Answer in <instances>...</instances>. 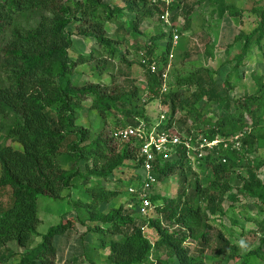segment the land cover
Returning a JSON list of instances; mask_svg holds the SVG:
<instances>
[{
  "label": "trees",
  "instance_id": "1",
  "mask_svg": "<svg viewBox=\"0 0 264 264\" xmlns=\"http://www.w3.org/2000/svg\"><path fill=\"white\" fill-rule=\"evenodd\" d=\"M122 1L123 5L112 0H0V132L22 145V149H18L0 142V187L13 189V204L0 212V264L6 261L9 243L27 248L40 235V198L71 202L76 189L86 194L85 199L73 202L77 216L52 226L41 243L21 254L16 264H56L55 237L75 229L78 222L86 225L90 232L99 233L101 241L93 246L94 249L109 250L104 262L89 258L88 264H175L172 259L179 264H210L202 256L192 254L186 243L192 240L202 243L204 249L210 248L211 222L218 220L224 224L223 218L234 208L238 194L256 200L264 212V180L259 173L264 167V158L259 156V151L264 149V76L252 73L257 89L235 101V112L231 110L228 95L223 97L215 87H207L202 76L197 79L199 86L189 98H182L178 91L164 92L161 72L153 73L150 65L157 60L162 68L167 53L172 50L173 31L167 30L162 16L167 7L174 9L179 2L175 0L170 7L166 0ZM204 1L218 4L216 10L220 16L241 17L244 14V10L226 0H200ZM253 13L258 17V27L249 35L241 33L236 37L243 43L240 53L233 58L237 72L253 41L258 50L264 52V7H254ZM152 19L158 23L154 26V35L144 46L142 63L148 73L147 102L171 109L165 118L166 124L160 123L159 130L171 131L177 111L184 112L186 117L192 116L199 127L203 112L196 105L204 98L225 104L215 120L200 131L201 143L218 141L212 148L205 145L204 150L209 153L200 159L203 169H212L213 180L205 189L197 182L195 193L188 197L186 192L178 198L151 195L159 217L141 222L124 205L113 207L107 213L101 210L102 204L110 203L120 194L119 189H109L102 182L126 171L127 161H135L145 144L144 139L122 142L114 136L118 129L141 125L133 116L137 99L141 97L137 88L129 91L110 75L113 60L121 57L126 61L120 45L129 41L125 35H110L108 27L115 25L118 32L138 38L142 36L141 25ZM72 28L81 36L96 41L90 53L76 60L70 55L74 44ZM163 44H166L167 53L162 51ZM229 48L232 49V45ZM214 50L208 46L207 55L215 57ZM84 65L98 78L97 82L90 79L78 84L74 80L77 69ZM200 70H205L211 82L215 71H206L204 67ZM104 76L110 80L102 78ZM193 80L191 76L178 84L190 86ZM225 85L227 92L234 88L230 79ZM89 99L90 107L103 120L102 126L95 130L77 124L79 113ZM118 112L122 118L118 117ZM141 119L147 123L148 138L154 119L146 113ZM109 120L116 131L107 128ZM188 132L195 135L193 129ZM236 136L241 137L240 148L231 142ZM64 150L72 157L68 167L62 166L59 160ZM177 152L181 158L173 164L162 163L164 155L155 152L152 163L159 180L184 168L186 163L192 168L190 161H185L189 149L182 144ZM143 162L144 158L135 168ZM241 170L245 171L244 175ZM233 175L242 181L235 195H231ZM141 180L136 187L141 185ZM228 200L230 205L226 203ZM247 219L257 224L255 231L260 246L241 256L229 237L237 233L224 224L225 232L219 233L214 253H230V261L236 264L239 261L240 264H257V260L264 264V217L247 216ZM164 220L178 229L171 231ZM88 222L98 227L89 226ZM233 224L242 227L239 235L250 233L238 220L234 219ZM147 225L160 234L155 243L145 234Z\"/></svg>",
  "mask_w": 264,
  "mask_h": 264
},
{
  "label": "rangeland",
  "instance_id": "2",
  "mask_svg": "<svg viewBox=\"0 0 264 264\" xmlns=\"http://www.w3.org/2000/svg\"><path fill=\"white\" fill-rule=\"evenodd\" d=\"M115 4L123 5L122 0H112ZM167 6L174 3L175 0H166ZM229 4L244 10V14L240 17L220 16L217 13L218 4L213 5L211 2L200 0H178L179 5L174 9L168 8L164 14L165 18L162 19L168 25V31H177L180 36L179 43L170 51L166 52V44H163L162 51L167 53L165 64L162 66L163 73L161 71V82L164 92L178 91L182 98H189L193 95V92L198 88L197 79L202 76L206 81L207 87H215L216 91L222 93L223 97L227 96V99L231 103V110L235 112V101L242 98L246 94L254 93L257 86L252 79V73L255 72L258 75L264 76V52L258 50L255 45V41L252 42L250 52L241 64L238 72L235 71L236 61L233 58L238 55L242 49L243 43L236 40V37L245 33L251 34L258 27V17L253 13V9L256 6L264 7V0H226ZM171 7V6H170ZM158 22L156 19L148 20L140 27L142 36L138 38H132V36L118 32L115 25H109L108 30L110 35H125L128 39V44L120 45V50L125 54L126 61L123 62L121 57L113 60L110 64L111 77H115L117 81L123 83L127 90L132 91L137 88L140 92V99H137V107L134 108V118L136 121L141 122L145 128L141 130V134H147V123L141 119V115L146 113L150 115L154 121L151 124L153 127L152 132L156 135L161 132L159 130L160 123L166 124V116L170 114V106H164L162 104H153L147 102L148 99V73L142 66L143 53L145 50V44L149 42V39L154 35V26ZM184 28V30H182ZM186 28V30H185ZM182 30V32H180ZM73 33L74 44L70 51L71 57L76 60L82 54L90 53L91 49L95 46V39L81 36L76 28L71 29ZM232 45V49L229 46ZM214 47L215 57L207 55V47ZM173 58L170 60V56ZM163 67L165 69H163ZM205 68L206 71L211 69L215 71L212 81H209V75L202 72L201 68ZM168 71V72H167ZM160 73V72H155ZM193 77V84L189 86L182 84L179 86L178 82L184 78ZM106 80H110V77L104 76ZM93 79L95 82L98 78L90 74V69L87 65L81 66L77 69L74 80L78 84H84L87 80ZM100 79V78H99ZM231 80L234 88L228 90L225 85L226 80ZM165 88L167 90H165ZM224 103L217 100H209L204 98L198 102L196 107L203 112L201 128L197 127L194 123L193 117L184 116V112L177 111L175 114V121L173 128L169 131L170 136H177L178 141L172 143L165 148L168 151L169 156L162 159V163H175L181 157L177 152L179 145H185L189 152L185 161L189 160L192 168L185 164L184 168H179L174 171L169 177L159 180L156 173L155 176L158 179L156 185L149 192V198L151 195H162L167 197L178 198L186 192V196H192L195 193L197 182L201 187L205 189L209 183L213 180L214 176L212 169L208 167L203 169L202 161L200 159L206 156L209 151L204 150V146L201 143L202 128L206 127L210 121L215 120L217 114L221 113L224 109ZM91 100H87L84 104V109L79 113L77 124L91 129H98L102 126L103 120L98 116L96 110H92L90 107ZM119 118H122L120 112L117 113ZM181 119V120H180ZM177 122V123H176ZM154 125V126H152ZM106 126L110 130L116 131V126L112 124V120L106 123ZM179 129H181L179 132ZM193 129L194 134H189V130ZM201 129V130H200ZM151 132V133H152ZM195 137H197L195 139ZM140 139V137H138ZM138 140V139H136ZM0 142L12 145L15 148L22 149V145L14 140L6 138L4 132H0ZM117 144V143H116ZM118 143L117 145H119ZM235 146V145H234ZM119 147H122V143ZM209 146V148H212ZM236 147V146H235ZM241 147V146H240ZM164 150V149H163ZM141 151V150H140ZM201 153V155H200ZM259 156L264 158V149L259 151ZM143 154L139 152L138 158L127 161L129 167L124 172H118L114 178L103 181L102 183L109 189H119L120 194L113 199L110 203H104L101 205V210L104 213L110 211L113 207L125 206L130 213L140 218V221H146L149 217H159L154 203L152 202V208H148L146 214L141 210L144 203L136 195L130 191L131 188L136 187L141 180V177L146 174V169L142 164L138 168H135V164L140 162ZM59 160L62 166L68 167L72 164V157L64 150L59 155ZM201 164V165H200ZM242 174L245 171L241 170ZM260 176L264 180V167L259 171ZM114 179V180H113ZM119 180V181H118ZM232 185L234 187L231 195H235L239 189H241L242 181L237 175L232 176ZM83 185V184H82ZM81 185V186H82ZM83 188V186H82ZM86 194L82 193V190L76 189L73 192L71 202L55 201L49 198L39 199V214L40 223L38 226L39 236L35 237L32 244L27 248H21L17 246L15 242H11L7 246L6 261L4 264H16L20 261V255L31 251L37 247L42 237L49 231L52 226L61 223L68 218L76 217L77 210L73 207V202L77 200H83ZM230 197V195H228ZM238 199L235 202L234 208L229 210V215L223 218L224 224L227 227H231L237 234L229 236L234 245L239 248V254L246 256L251 251L260 246V240L256 234L257 224L254 221H249L248 217H258L262 219L264 212L261 211L259 203L254 199L245 198L241 194H238ZM230 205V201H226ZM13 204V189L10 186L0 187V212L8 209ZM203 206L206 204L203 202ZM150 208V209H149ZM238 220L241 224L247 227L249 234L241 236L242 231L240 225H234L233 220ZM166 226L172 225L168 221H163ZM221 224L218 220L212 221L213 226L210 234L212 243L210 248L204 249L202 243L189 240L186 246L190 249L192 254L200 255L210 264H236L233 260L230 261V253L216 255L214 248L219 244L218 235L222 231L225 232V225ZM89 226H97L96 223L88 222ZM102 227H106L103 225ZM170 230H177V226H169ZM233 227V228H232ZM146 236L153 242L157 241L160 237L158 230L150 226H145ZM247 233V232H246ZM100 238L98 232H90L88 227L81 222L77 223L75 229L69 230L65 235H59L55 237L54 243L57 248V260L56 264H66L70 261L71 264H88L87 259L93 258L96 261L104 262L108 258V249H94V245L100 244ZM203 250V252H201ZM164 255L165 251H161ZM172 263L179 264L176 259L171 260ZM241 261L238 262L240 264ZM257 264L262 263L260 260L255 262ZM253 264V263H252ZM263 264V263H262Z\"/></svg>",
  "mask_w": 264,
  "mask_h": 264
},
{
  "label": "built area",
  "instance_id": "3",
  "mask_svg": "<svg viewBox=\"0 0 264 264\" xmlns=\"http://www.w3.org/2000/svg\"><path fill=\"white\" fill-rule=\"evenodd\" d=\"M163 18H165V16H163ZM179 40H180V35L177 33V31L173 30V35L171 38L172 51L179 43ZM172 58L173 56L171 54L170 60ZM150 68L153 73L157 71L158 72L162 71V75L163 76L166 75L163 73V70L160 67V63L157 60H153L152 64L150 65ZM165 68L163 67V69ZM165 90L167 89L165 88ZM144 128H145L144 125H140L138 128H133L131 126H128L125 129H118L115 132L114 136L122 142L129 141L133 138L138 139V140H142V139L145 140V144L143 145L141 151L143 154L142 159L144 158L143 165H144V168L146 169V174L145 176L144 175L142 176L141 185L139 187L131 188L130 191L140 196L139 198L144 203V206L141 212L146 214L148 212L147 207L152 208V202L150 201V198H149L150 197L149 192L158 182V179L154 174V170H153L154 166L152 163V161L155 159V156H156L155 152L158 154H163L164 157L167 158L169 156V153L168 151H165V148L170 146L172 143L178 141L179 139L176 135L170 136L167 132H162V131L157 133L156 135L151 131L152 133H150L147 138V134L144 133V136L141 134V130ZM138 137H140V139ZM240 138H241L240 136H236L233 139H231V142L235 144L236 148H240L241 146ZM217 143L218 141H215L212 143H208L207 141H205L202 143V145L204 147L205 145L209 147L212 145H216Z\"/></svg>",
  "mask_w": 264,
  "mask_h": 264
}]
</instances>
